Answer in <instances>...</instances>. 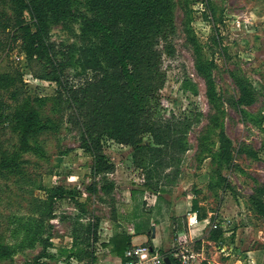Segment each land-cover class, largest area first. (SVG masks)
Segmentation results:
<instances>
[{
  "label": "rangeland",
  "instance_id": "1",
  "mask_svg": "<svg viewBox=\"0 0 264 264\" xmlns=\"http://www.w3.org/2000/svg\"><path fill=\"white\" fill-rule=\"evenodd\" d=\"M82 1L70 0L72 8L83 10ZM173 1L175 54L163 57L166 78L153 108L165 118H188L192 127L176 185L166 186L160 198L188 196L206 202L214 214L229 216L226 222L234 235L241 230L232 259H244L241 252L264 244V217L249 200L261 193L264 199V0ZM44 2L0 0V245L11 252L8 258L0 257V264H86L90 258L85 252L93 251L94 258V252H103L97 243L87 246L82 241L88 224L98 219L99 231L100 224L107 228V221L112 229L125 228L122 223L133 215L150 216V202L156 197L149 192L131 195L145 172L134 167L129 146L107 136L101 145L113 165L107 177L114 190L100 199L99 192L88 189L95 183L98 187L102 175L92 173L94 159L81 147L70 109L55 98L57 85L33 76L38 66L21 51V31H14L18 20L34 30ZM47 18L50 40L63 51L75 47L71 64L78 49L97 43L77 19H56L49 13ZM81 72L75 65L65 70L73 84L88 74ZM237 79L254 89L250 104L238 102ZM29 118L32 127L22 150V121ZM220 130L232 145L231 159L221 165L216 159ZM144 138L151 142L149 135ZM217 166L225 182L218 180ZM209 175L210 183L220 185H205ZM57 186L73 194L56 200L53 217L44 219L49 190ZM163 209L160 205L155 216L162 217ZM47 237L46 251L52 257L36 261Z\"/></svg>",
  "mask_w": 264,
  "mask_h": 264
},
{
  "label": "trees",
  "instance_id": "2",
  "mask_svg": "<svg viewBox=\"0 0 264 264\" xmlns=\"http://www.w3.org/2000/svg\"><path fill=\"white\" fill-rule=\"evenodd\" d=\"M81 5L83 10L76 11L70 0H46L41 4V14L35 18L34 30L18 20L14 31H21V51L38 66L31 72L36 79L57 85L55 98L70 109L69 119L80 129L81 147L94 159L91 171L95 176L102 175L98 187L95 183L88 189L99 192L100 199L110 196L114 190V182L107 177L113 171V165L106 160L101 145V138L107 136L129 146L134 167L145 172L144 181L130 189L131 195L149 192L159 199L166 186L176 185L180 162L188 149L187 133L192 127L188 118L179 119L173 114L165 118L156 114L153 108L166 78L163 57L175 54L171 39L175 32V3L173 0H83ZM48 13L56 19H77L82 30L95 37V45L78 49L75 64H71L74 46H67L63 51L61 48L64 47L50 40ZM69 65L88 74L73 84L65 73ZM235 81L238 102L250 104L254 100V89L242 80ZM30 121L31 118L22 121V150L27 147L32 127ZM145 135L150 136L151 142L145 140ZM231 155L232 145L226 133L220 130L216 159L221 165L228 162ZM220 167L217 166L214 172L219 181L225 182ZM207 185L212 189L220 184L217 181ZM67 194L73 193L63 186L49 190L44 219L53 217L55 201ZM249 200L264 217L262 193L251 195ZM191 209L198 213L197 200H192ZM112 210L115 213L113 205ZM133 216L139 218L140 215ZM98 223L96 219L83 231L82 241L87 246L97 239ZM141 224V220L135 223V230ZM49 239H42L43 247L35 257L36 261L52 257L46 251ZM108 243L112 246L111 253L123 258L130 245V236L121 231L110 236ZM85 253L90 258L86 264H93V252ZM10 255V250L0 245V257ZM167 256L171 264H178L170 253Z\"/></svg>",
  "mask_w": 264,
  "mask_h": 264
},
{
  "label": "crops",
  "instance_id": "3",
  "mask_svg": "<svg viewBox=\"0 0 264 264\" xmlns=\"http://www.w3.org/2000/svg\"><path fill=\"white\" fill-rule=\"evenodd\" d=\"M209 181L210 175L206 183L209 184ZM206 189L210 190L208 187ZM151 195L155 197L154 194ZM205 203H201L198 200L197 213L196 210L191 209L192 198L189 200L188 196L177 198L173 196L170 199H157L155 197L150 202V205L153 207L150 208L152 212L150 216H153L158 221H154L152 217L146 214L140 215L139 218L132 216L130 222L122 223L125 228L118 227V229L109 227L111 225L109 223L111 222L107 221L106 225L107 228H110V232H106V234L101 233V229L107 228L100 224V231L99 228L97 229V241L93 243H97L103 252L101 253L99 250L98 254L94 252L96 258H94L93 264H120L126 261V250L124 251L123 258L119 257L111 253L110 249L112 246L108 243L110 236L121 231L130 236L129 247L148 245L150 248L158 250L164 256H167L174 247L186 243L194 253L198 254V258L202 259V264H243L244 262H247V264H264V244L260 247L241 252L244 259H232L238 251L241 230L238 228L234 235V230H231V226L226 222L229 216L218 215L219 211H216L214 214L211 209L204 206ZM160 205L165 207L162 217L160 215L155 216V211ZM193 215H195L197 220L195 223L189 222V218H192ZM114 220H111L112 223ZM140 220L142 224L135 230L134 224L139 223ZM213 222H217L219 227L213 229L211 226ZM214 233H218L215 238L212 237ZM102 235L103 238H100L99 236ZM261 238L264 239L263 236Z\"/></svg>",
  "mask_w": 264,
  "mask_h": 264
},
{
  "label": "built area",
  "instance_id": "4",
  "mask_svg": "<svg viewBox=\"0 0 264 264\" xmlns=\"http://www.w3.org/2000/svg\"><path fill=\"white\" fill-rule=\"evenodd\" d=\"M196 221L195 215L189 218V222L195 223ZM211 226L213 229L219 227L217 222H213ZM169 253L179 264H202V259L198 258V254L194 253L186 243L174 247ZM125 257L126 261L120 264H166L165 256L148 245H135L127 248Z\"/></svg>",
  "mask_w": 264,
  "mask_h": 264
},
{
  "label": "water",
  "instance_id": "5",
  "mask_svg": "<svg viewBox=\"0 0 264 264\" xmlns=\"http://www.w3.org/2000/svg\"><path fill=\"white\" fill-rule=\"evenodd\" d=\"M164 261H165L166 264H171V261H170L168 256L164 257Z\"/></svg>",
  "mask_w": 264,
  "mask_h": 264
}]
</instances>
